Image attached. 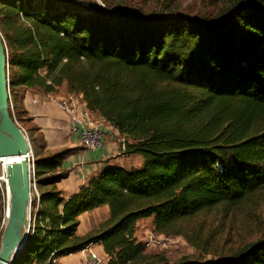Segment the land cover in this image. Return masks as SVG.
<instances>
[{
	"label": "trees",
	"instance_id": "1",
	"mask_svg": "<svg viewBox=\"0 0 264 264\" xmlns=\"http://www.w3.org/2000/svg\"><path fill=\"white\" fill-rule=\"evenodd\" d=\"M151 1L0 0L13 114L23 126L26 88L66 84L128 137L124 154L143 158L140 168L105 166L66 200L57 184L76 148L36 153L29 134L40 197L16 264H57L96 243L108 264H139V220L183 235L190 222L264 195V0H237L213 21L170 6L150 11ZM104 205L109 219L78 236L79 216ZM173 264H264V240L233 259Z\"/></svg>",
	"mask_w": 264,
	"mask_h": 264
},
{
	"label": "rangeland",
	"instance_id": "2",
	"mask_svg": "<svg viewBox=\"0 0 264 264\" xmlns=\"http://www.w3.org/2000/svg\"><path fill=\"white\" fill-rule=\"evenodd\" d=\"M88 1L100 6L104 5L103 0ZM165 1L166 3H164ZM235 1L237 0H152L148 9L156 12L165 6H170L173 12L213 21L219 13L230 7ZM137 2L139 0H125L124 5L133 6ZM67 93L68 91H65L61 97ZM95 115L97 114L95 113ZM27 128L37 153L41 135L38 130H33V127L30 129L27 126ZM218 210L221 211V208ZM221 217L222 215H217L216 212L208 214L203 221H201L202 218L190 222L185 228L187 232L183 235H164L156 231L158 235L156 243L145 248L146 257L139 264H173L185 257L200 260L233 259L238 251L259 240H264V195L245 201L240 207L228 212L223 218ZM103 223H100L99 227ZM149 230L155 231L153 219L139 220L135 234L137 241L143 243ZM93 245L91 248L105 258L104 264H108L110 259L106 253H103L99 246L101 244ZM21 264H29V262ZM57 264H59V259Z\"/></svg>",
	"mask_w": 264,
	"mask_h": 264
},
{
	"label": "crops",
	"instance_id": "3",
	"mask_svg": "<svg viewBox=\"0 0 264 264\" xmlns=\"http://www.w3.org/2000/svg\"><path fill=\"white\" fill-rule=\"evenodd\" d=\"M65 91H67L66 84L53 93L26 88L22 100L27 117L31 118V121L27 122L28 127L32 129L36 126L41 135L40 145H43L44 148H40L39 145L40 153L48 154L63 148H76L72 155L64 159L61 166L63 170L69 172L68 177L57 184L63 198L67 200L76 194L82 186L87 185L90 179L101 172L105 166L140 168L143 158L139 154H124L121 145L107 136L102 148L94 151L84 149L78 136L71 134L69 119L58 103ZM102 129L106 132L118 131L106 121L102 123ZM109 217L108 205L81 214L77 235L84 236L90 231L98 229L99 224L108 220ZM99 246L105 253L103 246ZM59 264H84V254L81 251L62 257L59 259Z\"/></svg>",
	"mask_w": 264,
	"mask_h": 264
},
{
	"label": "water",
	"instance_id": "4",
	"mask_svg": "<svg viewBox=\"0 0 264 264\" xmlns=\"http://www.w3.org/2000/svg\"><path fill=\"white\" fill-rule=\"evenodd\" d=\"M5 51V39L0 33V156L10 163L7 174L11 196L9 215L0 243V264H16L26 245L32 222L30 171L25 160L29 143L13 121L8 108V61Z\"/></svg>",
	"mask_w": 264,
	"mask_h": 264
},
{
	"label": "built area",
	"instance_id": "5",
	"mask_svg": "<svg viewBox=\"0 0 264 264\" xmlns=\"http://www.w3.org/2000/svg\"><path fill=\"white\" fill-rule=\"evenodd\" d=\"M7 93L9 96L8 108L11 117L15 124L19 127L23 133L25 139L29 143V153L25 156V160L29 165L30 171V197L31 204L33 198L37 201L40 197V191L36 182L35 177V160L36 156L34 154L32 144L29 137V131L23 124L15 117L13 114V102L11 100V91L9 86L8 68H7ZM59 106L62 111L66 114L70 122V132L78 136L80 144L86 150H97L104 146L105 137L117 141L121 146L129 142L128 137L119 131H103L102 123L105 121L102 117L95 115V113L90 110L87 106L86 101L82 94L77 93H67L63 97H60ZM5 159V162L2 160ZM10 163L6 161L5 157L0 156V243L3 235L4 228L7 223L9 208H10V192L8 184V174L7 166ZM32 212V205H31ZM158 238L157 232L154 230H149L147 236L143 242L144 247L148 248L156 243ZM92 245L86 247L82 250L85 255V264H104L105 258L98 254L95 250L91 248ZM33 264V263H32Z\"/></svg>",
	"mask_w": 264,
	"mask_h": 264
},
{
	"label": "bare ground",
	"instance_id": "6",
	"mask_svg": "<svg viewBox=\"0 0 264 264\" xmlns=\"http://www.w3.org/2000/svg\"><path fill=\"white\" fill-rule=\"evenodd\" d=\"M5 162V159H2ZM5 229V228H4Z\"/></svg>",
	"mask_w": 264,
	"mask_h": 264
}]
</instances>
